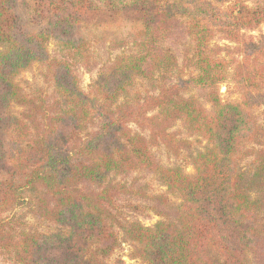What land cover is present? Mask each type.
I'll use <instances>...</instances> for the list:
<instances>
[{"label": "trees", "instance_id": "obj_1", "mask_svg": "<svg viewBox=\"0 0 264 264\" xmlns=\"http://www.w3.org/2000/svg\"><path fill=\"white\" fill-rule=\"evenodd\" d=\"M262 27L264 0H0V264H126L123 243L144 264H264ZM97 45L121 52L85 90ZM24 204L53 228L8 214Z\"/></svg>", "mask_w": 264, "mask_h": 264}, {"label": "rangeland", "instance_id": "obj_2", "mask_svg": "<svg viewBox=\"0 0 264 264\" xmlns=\"http://www.w3.org/2000/svg\"><path fill=\"white\" fill-rule=\"evenodd\" d=\"M246 3H248L250 6L254 5L256 2L260 0H245ZM255 2V3H254ZM180 29L177 34H174L170 39H168L165 43L166 46L177 50L178 55L183 54L184 50L187 47L188 44V38L187 35L184 32L183 26H180ZM261 30L264 31V27L261 28ZM260 31L253 32L254 35H257ZM215 42L224 43L223 40L220 38H216ZM51 51H53V45H50ZM95 56H96V67L92 72H88L81 69V77H82V87L85 90H88L89 85L93 82V80L97 77L98 73L106 68L110 62L115 58L117 54L121 52V50H114L109 45H97L94 49ZM43 68L42 66L35 64L33 69L30 71H25L21 74L20 80L22 85L25 87V89L29 92L34 87H42L44 86V80H43ZM229 84L223 83L221 84V93L223 97H226L228 94ZM230 97H234V95L230 94ZM135 129H137L134 126ZM173 131L180 134V136H185L186 131L184 132L181 122H177L174 127ZM192 139V138H191ZM206 141H203V144H205ZM156 155L158 158L164 163V164H180L182 167L185 168L186 172L193 174L194 173V167L188 159L184 157L182 154L180 157H176L172 155L171 153L167 152L166 149L161 146L154 149ZM185 158V159H184ZM123 180H127L128 182H139L142 187H146V191L148 193H156L165 191L166 187L162 186L152 175L148 173H132L125 177H119ZM9 215H24L23 218L28 226H33L34 228H38L41 231H48L53 228V225L50 222L44 221L36 216H34L30 212V208L27 205H22L20 207H17L13 209L12 211L8 212ZM128 214H133L132 212H128ZM137 218L143 222L145 225L152 226L154 225L158 220L161 219L160 216L154 214L152 211H147L141 214L137 215ZM132 252V247L129 243H123L121 248H119L115 254L112 256V259H122L126 264H144L140 259H132L130 257V253Z\"/></svg>", "mask_w": 264, "mask_h": 264}]
</instances>
